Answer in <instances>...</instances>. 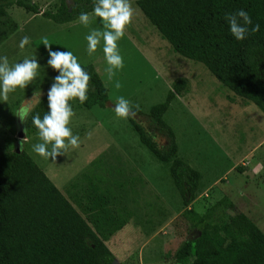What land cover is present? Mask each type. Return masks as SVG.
Segmentation results:
<instances>
[{
	"label": "rangeland",
	"instance_id": "374dc122",
	"mask_svg": "<svg viewBox=\"0 0 264 264\" xmlns=\"http://www.w3.org/2000/svg\"><path fill=\"white\" fill-rule=\"evenodd\" d=\"M135 15L118 41L124 67L109 82L102 45L87 54L85 36L100 27L94 18L89 27L78 19L57 24L38 14L11 6L0 23V56L10 65L37 56V78L26 89L17 88L0 100V152L22 150L43 171L65 199L86 221L111 252L115 264H175L173 253L194 231L182 217L184 207L168 175V165L157 162L141 146L125 119L113 109L118 97L129 99L145 113L163 101L170 84L187 80V91L164 114L177 145V157L200 174V186L188 208L202 213L222 197L231 201L264 234V116L252 104L234 96L199 63L173 53L146 21L135 4ZM41 11L54 12L59 0H31ZM30 42L23 49V37ZM47 37L53 50L71 51L81 65H91L107 89L104 108L84 109L75 101L69 127L80 137L78 148H69L55 161L32 151L41 142L14 116L33 90L47 92L58 73L46 67ZM119 80L122 87L116 89ZM145 127V119L136 115ZM23 128L25 131L23 132ZM18 132L25 138L19 148ZM159 145L162 137L156 138ZM238 168L244 170L240 172Z\"/></svg>",
	"mask_w": 264,
	"mask_h": 264
},
{
	"label": "trees",
	"instance_id": "16d2710c",
	"mask_svg": "<svg viewBox=\"0 0 264 264\" xmlns=\"http://www.w3.org/2000/svg\"><path fill=\"white\" fill-rule=\"evenodd\" d=\"M146 21L173 53L199 63L234 96L252 103L264 116V0H136ZM38 14L62 24L91 12L93 0H59L54 12L41 11L31 0H0V23L7 8ZM243 9L259 24V31L237 41L224 17ZM5 36H0V42ZM91 76L84 109L104 108L107 89L91 65H81ZM187 91V80L170 84L162 102L137 112L146 127L127 119L141 146L157 162L168 165V175L181 205L182 217L194 231L173 253L175 264H264V234L226 197L196 213L188 208L200 186V174L177 157L175 135L164 120L169 105ZM47 111L46 95L24 127L37 132L32 115ZM162 137L159 145L156 138ZM242 172L243 168H238ZM113 256L86 221L22 150L0 152V264H111Z\"/></svg>",
	"mask_w": 264,
	"mask_h": 264
},
{
	"label": "clouds",
	"instance_id": "9594fccd",
	"mask_svg": "<svg viewBox=\"0 0 264 264\" xmlns=\"http://www.w3.org/2000/svg\"><path fill=\"white\" fill-rule=\"evenodd\" d=\"M134 15L135 9L131 0H93L91 12H81L78 16L79 22L85 27H89L94 18H99L101 26L90 28L85 36L87 54L92 56L102 45L106 62L105 73L109 82L124 67L118 41L124 37L126 27L131 24ZM224 19L229 32L237 41L245 40L260 28L258 23L253 24L252 18L243 9L226 13ZM29 42V37H23L19 48L23 49ZM42 44L48 55L46 67L58 74L52 77L46 93L41 89L33 90L14 116L21 125H25L33 109L46 95L47 111L43 117L39 113L32 115L31 123L41 141L32 145V151L40 157L55 161L58 156H64L69 148L79 147L80 137L74 135L69 127L70 120L75 115L70 101L78 100L81 104L87 101L91 76L71 51L53 50V44L47 37L42 38ZM40 67L36 55L11 65L7 56H0V100L6 102L9 94L17 88L29 87L37 78ZM114 87H122L119 80L115 81ZM112 110L118 118L135 119L139 105H134L129 99L120 96ZM24 142V137L19 140V148L22 149Z\"/></svg>",
	"mask_w": 264,
	"mask_h": 264
},
{
	"label": "water",
	"instance_id": "95a60500",
	"mask_svg": "<svg viewBox=\"0 0 264 264\" xmlns=\"http://www.w3.org/2000/svg\"><path fill=\"white\" fill-rule=\"evenodd\" d=\"M17 136H18L19 138H23V135H22L21 132H18V135H17ZM14 152H15V153H18L19 150L15 149ZM111 264H115V262L113 261Z\"/></svg>",
	"mask_w": 264,
	"mask_h": 264
}]
</instances>
